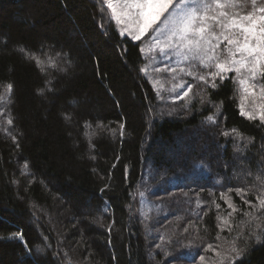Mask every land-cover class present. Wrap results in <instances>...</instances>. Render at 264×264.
<instances>
[{"label": "trees", "instance_id": "obj_1", "mask_svg": "<svg viewBox=\"0 0 264 264\" xmlns=\"http://www.w3.org/2000/svg\"><path fill=\"white\" fill-rule=\"evenodd\" d=\"M20 47L60 53L59 67L41 71ZM142 47L102 0H0V91L13 85L14 118H0V238L23 236L0 239V264H216L209 244L264 227L242 223L249 205L229 191L264 176V124L240 114L235 73L160 101ZM221 194L240 209L231 235L217 227L231 211ZM71 208L90 212L62 221ZM234 264H264V240Z\"/></svg>", "mask_w": 264, "mask_h": 264}, {"label": "snow or ice", "instance_id": "obj_2", "mask_svg": "<svg viewBox=\"0 0 264 264\" xmlns=\"http://www.w3.org/2000/svg\"><path fill=\"white\" fill-rule=\"evenodd\" d=\"M103 3L111 10V18L123 25L121 35L126 32L132 40L139 41L148 34L150 42L147 52L158 53L162 63V67L151 68V71L170 75L169 82H174L170 91L187 88L183 96H189L193 85L185 82L184 76L202 82L205 87L216 88L218 81L223 82L229 73H235L231 79L241 93L240 114L249 120L259 119L264 124V0H103ZM18 51L34 60L41 71L59 67L56 57L60 53L41 59L24 47ZM145 51L142 47L141 53ZM165 60L168 62L164 63ZM139 71L149 76L159 96L164 82L150 77V65L142 66ZM43 91L39 90V94H43ZM12 92L11 83L4 85L3 91H0V118L9 126L14 124L8 108L12 103ZM248 100L251 101L250 107H246ZM65 118L70 119V116L66 115ZM206 119L215 122V115ZM120 127L123 129L124 125ZM223 134L227 136L230 133ZM12 140L19 147L16 136H12ZM27 167L25 163L24 168ZM256 180L257 183L250 187L229 189L249 205L250 210L243 213L248 220L242 221L248 225L264 218V176H257ZM250 193L255 194V203L246 199ZM140 195L143 196V193ZM221 199L225 200L231 211L227 216L217 217L220 221L217 227L221 231L227 229L231 235L234 229L230 218L240 209L225 194H221ZM216 207L220 208V205ZM256 229L259 231L253 229L247 233L238 232L231 239L224 238L226 248H221L220 244L215 247L209 244L206 251L215 253L216 264H234L245 256L253 238L257 242L264 240L261 223L256 224ZM0 239L23 241V236L16 232ZM217 239H220L219 233ZM240 241H243V247ZM204 259V256H200L201 261Z\"/></svg>", "mask_w": 264, "mask_h": 264}, {"label": "rangeland", "instance_id": "obj_3", "mask_svg": "<svg viewBox=\"0 0 264 264\" xmlns=\"http://www.w3.org/2000/svg\"><path fill=\"white\" fill-rule=\"evenodd\" d=\"M102 2H103V0H102ZM108 10H109V13H110V16H111V10L110 9H108ZM112 21L115 24V27H116L118 33L121 35V30L123 28V25L117 24L113 19H112ZM121 36L122 37H127V38L132 40V38L126 32L124 33V35H121ZM139 41L143 42V47L146 49L145 53H143L144 62H145L144 65H150V77L156 78V79H160L162 82H164V89H162L160 91V95L158 96V100H160V101H163V100H174V101L179 102V101L185 99L186 97L183 96V92L185 90H187V88H185V89H176L175 91H170V89H172L173 83H174V82H169V81H171L170 75L167 72L156 73L155 71H151V68L162 67V63H161V60H160V57H159L158 53H155V52L149 53V52H147V46H148V44L150 42L148 34H146L145 37H143ZM154 56L156 57V59H153ZM167 62H168L167 60L164 61V63H167ZM147 78L151 81L149 76H147ZM191 79L192 78L189 77V76H184L183 77V80L185 82H187V83H190ZM191 84L193 85V88H195L197 84H202V82H199L197 80H193V81L191 80ZM85 139H86V137H85ZM70 211H71V213L67 212V213H65L64 215L61 216V220L62 221H66V220L72 221L73 217H75V214L81 220H84L85 217L90 212L87 209L86 210H84V209L81 210V209H74V208H71ZM72 211H74V212H72ZM49 217H50L49 219L51 220L52 223H56V218L52 214H49ZM58 219H60V217ZM43 221L47 222V220H42V221L38 220V221H36V219H34V220L31 221V223H33L32 225H34V226H36V224H38V226L42 227V225L44 224ZM45 248L47 249L46 245H45ZM35 253L36 254H40L42 252L39 249H36ZM199 264H200V262H199Z\"/></svg>", "mask_w": 264, "mask_h": 264}]
</instances>
